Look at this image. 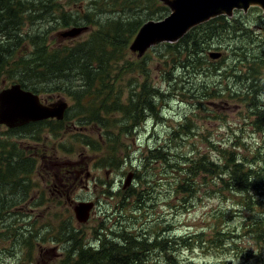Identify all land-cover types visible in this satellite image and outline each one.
<instances>
[{
    "label": "rangeland",
    "instance_id": "374dc122",
    "mask_svg": "<svg viewBox=\"0 0 264 264\" xmlns=\"http://www.w3.org/2000/svg\"><path fill=\"white\" fill-rule=\"evenodd\" d=\"M123 1L125 0H120V3ZM157 1L160 4H151L150 13L162 5L168 9L166 15L168 16L171 12L169 7ZM55 2L62 7L59 12L61 16L72 14L75 15L73 19H76L77 14L89 13L97 14V18L101 21H106L107 17L118 18L119 15L115 14L117 11L125 13L120 14L121 17H127L124 20H131L130 13L138 7V0H126L124 4L112 0H55ZM142 12L141 18L147 15L146 11ZM54 15L56 13L44 14L43 23L35 25V29L27 23L23 32L33 34L40 27L41 31L45 30ZM225 19V23L231 29L203 43L202 56L205 60L202 61V65L204 64L202 67L206 69L207 74L195 76L197 70L185 72L182 68L177 75L186 84L183 88L180 85V89L174 91H171L174 77H170L173 70L170 59L162 51L165 65L159 61L156 52L159 45L170 43L154 44L139 56L137 51L131 49L140 27L137 28L127 46L125 59L123 57L122 60L130 62L129 67L137 65L140 71L144 66L148 78L145 79L140 71H126L122 77L113 78L111 84L116 82L115 91L121 103L128 101L131 91V98L134 99L135 93L141 91L144 83H149L150 87H158V98L160 99V96L162 98L157 103L158 108H155V111L157 118L158 113L162 117L156 122L146 116L145 125L144 119L139 122L138 117L136 120L122 119L120 113L112 111V108L107 110L103 105L89 109L95 110L97 115L105 116L109 122V134H114L117 139V142L110 144L116 149L115 155L118 159H115L116 156L111 157L112 151L105 150L108 147L107 139L94 123L80 126V122L75 120L72 123L74 128L70 126L68 129L63 126H45L42 130L47 128V131H39L41 133L32 139L15 137L0 125V146L11 142L27 157H33L34 151L30 148L39 144L41 145L39 148L44 152L43 155H47L48 158L58 156L61 159L74 160L80 164V167L86 169L89 167L88 164L93 162V166L90 165L92 179L87 185L92 190L96 183V191L86 193L80 189L69 195L72 202L82 200L96 202V209L85 224L76 223L73 206L68 201L62 207H50L46 211L38 209L21 214L10 212L0 220V223L13 226L17 235L21 233L29 236L28 226L30 221H34L32 230L36 241L41 243L39 249H42L43 253L42 250L40 254L38 252L33 264H57L55 253L64 254L63 250L66 247L60 241H46V239L53 240V237L58 236L67 240L65 239L67 228L63 221L68 220L75 230L81 231L82 242H85V245L92 242L100 233L110 237L113 233L124 231L138 234L140 230L146 229L151 239L159 238V243L170 248L169 261L172 264H244L243 262L247 261L248 264H264V244L256 245L244 229L254 214L259 217L264 215V197L258 196L255 191H250V194L243 191L234 193L217 178L206 174L183 180L186 162L182 156L188 157L189 160L206 156L215 164H220L222 150H227L230 154L234 153L238 157L247 155L250 162L257 161L260 153L264 158V132L252 130L247 109L234 97L239 94L237 92L243 83L240 74L242 75L252 64L253 56L264 53V12L259 6H253L246 11H234L233 15L225 16ZM70 28L68 25L52 31L48 41L44 43L45 46H70L84 41L94 32V28L90 25L86 33L74 38H57L58 32ZM30 51L31 48L28 47L27 52ZM215 54H218L217 58H213ZM141 58L147 59L144 65L141 61L137 62ZM19 62L20 58L17 55L14 64ZM11 84L13 83L1 82L0 91ZM135 84L137 86L133 88ZM202 85L207 87L206 93L215 96L200 97L204 93ZM70 86L66 89L72 90L73 93L86 89L83 88L81 80L74 81ZM89 89L92 98L98 95L100 100H105L110 95L105 91L107 88L101 89L97 85H91ZM41 95L45 99H49L48 95L53 96L49 102L64 99L68 106L72 104L64 93L59 95L41 93ZM78 97L80 103L88 109L92 98H88L86 94L83 96L79 94ZM76 109L77 105L70 107L69 113L72 115L77 113ZM76 113L73 120L78 116ZM154 128L157 130L155 134L151 132ZM175 131H180L181 135L174 138L176 143L173 141L171 144V133ZM86 138H90L93 144L101 148L100 152L89 153L87 151L89 146L82 143ZM158 145L164 147L162 152L167 151L168 157L146 164V159L143 157L149 149ZM108 156L113 168H102V162ZM123 162L126 164L123 165ZM117 163H121V168H116ZM50 171L53 172V168H50ZM45 172L47 167L42 162L37 173L42 174L43 177L50 175ZM129 173L132 174L133 179L131 185L125 187L124 180ZM66 175L67 179L71 180L70 174L66 173ZM34 180L40 181L44 187V181L36 175ZM188 181H191L190 185L185 187ZM183 189L186 191L182 192ZM248 200H250L249 208L245 206ZM120 229L122 231L117 232ZM13 242V239L2 242L1 264H29L36 254L38 244L32 249L29 241L24 242V239H21L19 242L21 248L14 251ZM54 248L56 249L54 256L51 251L45 252ZM244 250L252 254L251 260H245ZM153 257L155 258V254ZM155 262L167 264L163 256L160 262L158 259H155Z\"/></svg>",
    "mask_w": 264,
    "mask_h": 264
},
{
    "label": "trees",
    "instance_id": "16d2710c",
    "mask_svg": "<svg viewBox=\"0 0 264 264\" xmlns=\"http://www.w3.org/2000/svg\"><path fill=\"white\" fill-rule=\"evenodd\" d=\"M112 2L120 3V0H112ZM124 3H126V0L120 4ZM154 3L160 4L157 0H138V7L130 13L131 20H124L127 17H121L120 14L124 15L125 13L117 11L115 14L119 15L118 18L107 17L106 21H101L97 18V14H77L76 19H73L75 15L72 14L61 16L59 12L62 7H59L55 0H0V83L4 81L6 84L19 83L23 89L38 95L41 93L57 95L64 93L73 103V107L77 105V113H75L78 115L73 120L75 113L73 115L67 113L64 123L61 121L55 124L45 122L22 129L7 128V133L15 137L32 139L33 136L47 131V128L42 130L45 126L62 127L64 125L65 128H69L75 120L80 122V126L94 123L102 130L103 136L107 139L108 147L105 150L112 151L111 157L116 156L115 159H118V156L115 155L116 149L110 144V142L113 144L117 142V139L114 134H109V122L105 116L97 115L95 110L90 111L89 109H95L103 105L107 110L112 108V111L120 113L122 119L133 118L136 120L138 117V122L141 119L145 120L146 116L156 122L161 119L160 113H158L157 118L155 111V108H158L157 103L162 98V96H160V99L158 98V87H150L149 83H144L141 91L135 93L134 99L131 98V91L128 101L121 103L119 95L115 91L116 82L111 84L113 78L122 77L126 71H140L137 65L129 67L130 62L122 59L138 27H141L148 20H160L167 15L168 9L162 5L157 7L153 13H150V5ZM142 11H146L147 15L141 18ZM55 13L56 15H54L45 30L41 31L42 28L40 27L33 34L23 32L27 23L34 28L35 25L43 23L44 14L51 15ZM225 21L224 16L210 19L208 22L190 30L179 41L171 44H161L157 47L156 52L159 61L166 65L162 53L164 51L172 64L173 70L170 77H174V86L171 91L179 90L180 85L183 88L186 84L177 75L182 68L185 72L197 70L195 76L207 74L206 69L202 67L204 66L202 61L205 60V57L202 56L203 43L229 31L231 27ZM68 25L70 27L91 25L94 32L84 41L70 46H45L44 43L48 41V36L52 31L58 30L59 27L65 28ZM28 47L31 48L30 52H27ZM261 54L253 56L252 64L248 66L242 75L240 74L243 83L237 92L239 94L236 93L237 95L234 96L238 99V103L244 105L247 109L252 130L259 133L264 132V53ZM17 55L20 62L14 64ZM145 60L147 59L141 58L137 62L141 61L144 65ZM205 67L208 68V66ZM217 69L218 67L215 70ZM140 72L145 79L148 78L147 69L144 66ZM76 80H81L83 88L86 89H81V91L75 93L72 90L67 91L66 88L71 87V83ZM91 85H97L101 89L107 88L105 91L110 95L105 100H100L98 95L92 98L93 95L90 94L91 90L89 89ZM135 86L137 84L133 88ZM201 87L204 93L200 97L215 96V94L206 93L207 87L205 85ZM79 94L80 96L86 94L88 98H92L88 109H85L84 104L80 103ZM151 132L155 134L157 130L154 128ZM179 132L171 133V144L173 141L176 143L174 138L181 135ZM28 135L30 137H27ZM82 143L89 146L87 149L89 153L93 151L100 152L101 150L96 144H93L90 138L84 139ZM163 148L162 145H158L153 149H149L143 157V159H146V164L160 158H167L168 152H162ZM214 149H217V147H214ZM221 153L220 164H215L206 156L197 157L195 160H189L188 157L182 156V159L186 162L183 180L206 174L209 177L217 178L219 182L225 184L228 188L230 187L229 190L234 193L243 191L250 194V191H255L258 196L264 197L263 154L260 153L257 161L250 162L247 155L238 157L234 153H228L227 150H222ZM32 156L27 157L22 150L17 149L16 145L11 142H7L5 146H0V220L4 219V216L10 212L17 214L29 213L35 204L56 206L50 205L54 204L55 201L54 199H48V194L40 193L36 198H32L33 191L39 190L38 187L41 184L40 181L36 182L34 180V170L37 169L35 164L38 160L36 156ZM109 158L110 156L102 162V168H113ZM121 161L123 160L121 159ZM175 163L173 159V164ZM120 164H115L116 168L120 167ZM125 164L126 162H123V165ZM191 181H188L185 187L190 185ZM185 191V189L182 190V192ZM249 204L250 200L245 202V206L248 208ZM33 223L34 221H30L28 226V229H30L28 231L29 236L21 233V235H17L13 226L1 222L0 252H3L2 242L5 243L7 239H13L12 250L14 251L21 248L19 243L21 239H24V242L27 240V242H30L32 249L36 248V244L39 246L36 249L34 258L29 263L33 264L41 245L35 239L36 236H34L32 230ZM63 223L67 228L65 235L67 240L60 239L58 236L53 237V240L46 239V241H60L66 247L63 250V256L57 258V264H159L155 262V259L160 262L161 256L166 259L167 264H172L169 261L170 248L159 243V238L151 239L146 229L140 230L138 234H131L120 229L117 232H122L113 233L114 237L100 233L93 238L92 242L85 245L86 243L82 242L81 231L75 230L69 220L63 221ZM244 229L256 245L261 246L264 244V215L259 217V215L254 214L252 220L248 225H245ZM19 252L21 251L19 250ZM243 252L245 253L243 256L246 258L245 260H251L252 254L248 250ZM154 254L155 258L153 257ZM1 261L0 257V264ZM248 262L243 263L248 264Z\"/></svg>",
    "mask_w": 264,
    "mask_h": 264
},
{
    "label": "water",
    "instance_id": "95a60500",
    "mask_svg": "<svg viewBox=\"0 0 264 264\" xmlns=\"http://www.w3.org/2000/svg\"><path fill=\"white\" fill-rule=\"evenodd\" d=\"M167 5L170 14L162 20H150L139 29L131 45L133 51L141 56L150 46L166 42L179 41L190 29L218 16H231L234 11H246L250 7L259 6L264 12V0H188L189 11L199 8L198 16L189 14L188 18H180V8L187 0H159ZM87 27H72L57 34L58 38H74L87 31ZM212 57V55H211ZM218 54L213 55L217 58ZM68 103L59 99L48 105L40 102L38 94L25 90L19 83H13L0 91V125L8 129L25 126L31 122L47 119L58 121L64 118ZM133 176L127 175L125 187L131 185ZM124 187V188H125ZM94 209L92 201H78L73 207V215L77 224L88 222Z\"/></svg>",
    "mask_w": 264,
    "mask_h": 264
},
{
    "label": "flooded vegetation",
    "instance_id": "af4514ba",
    "mask_svg": "<svg viewBox=\"0 0 264 264\" xmlns=\"http://www.w3.org/2000/svg\"><path fill=\"white\" fill-rule=\"evenodd\" d=\"M78 27H80V26H78ZM84 27H88V26H84ZM88 30L89 29H87V31ZM85 33H86V31H85ZM57 38H58V36H57ZM7 87H5V88H7ZM38 96L40 98V102L44 105H48L50 103H53V102H49L51 100V98L53 97L51 95H48L49 99L43 98V96L41 94H39ZM70 107H73V103L68 106L67 110L65 111L64 118L62 120H60L62 123H64L65 117H66L67 113H69V111H70ZM45 122L55 124L59 121L56 119H47V120H42V121H37V122H31L25 126H22L20 128H15V129H22V128H26V127L28 128L29 126H31L33 124H39V123H45ZM70 126L72 128H74V125H72V123ZM2 127H5V126H2ZM63 127L65 128L64 125H63ZM67 129H68V127H67ZM40 146L41 145L36 144L35 147H31L30 149L32 151H34L33 155L36 156V159L38 160L35 164L37 169L34 170V174L36 175V177H38L39 179L44 181L43 182L44 187H42V185L40 184V187H38L39 190H36L35 193H33L32 198H36L37 195L40 193L48 194L49 195L48 199H50V200L54 199V201H55L54 204H50V205H56V206L62 207L63 205H65V202L68 201L73 206L76 202H72L70 200L71 197H69V195L71 193H75L76 191H78L80 189H82L86 193L87 192L90 193V191L94 193L96 191V188H97L96 183H95V186L93 187L92 190H90V187L87 185L88 181L90 179H92L90 177L91 176L90 175V165L93 166L92 161L88 164L89 165L88 169H86L84 167H80V164L74 160H70V159L65 160L63 158L62 159L59 158L58 156L48 158L47 155L46 156L43 155L44 152L39 148ZM90 159H92V158H90ZM42 162H44V166L47 167V172H45V173L50 174L47 177H43L42 174L37 173L39 170V166L41 165ZM49 167L53 168V172L50 171ZM66 173L70 174L69 177L71 180L67 179ZM82 183H84V185H82ZM77 199H79V198H77ZM82 201H91V200H82ZM92 202L94 203V209H93V212H94V210L96 209V202L95 201H92ZM50 207L51 206H49L47 204H44V205L35 204L32 206V208L31 207L30 208H31V212L32 211L34 212V211H37L38 209L46 211ZM41 250L42 249H39V254H40ZM55 250L56 249L54 248L51 250H45V252L48 253L51 251L52 255L54 256ZM41 252L43 253V250ZM60 256H63V253H61V252L58 254L55 253L56 258H59Z\"/></svg>",
    "mask_w": 264,
    "mask_h": 264
},
{
    "label": "bare ground",
    "instance_id": "6f19581e",
    "mask_svg": "<svg viewBox=\"0 0 264 264\" xmlns=\"http://www.w3.org/2000/svg\"><path fill=\"white\" fill-rule=\"evenodd\" d=\"M201 12V10L199 8H192L186 15L184 18H188L189 14H193L198 16ZM195 28V27H194Z\"/></svg>",
    "mask_w": 264,
    "mask_h": 264
}]
</instances>
